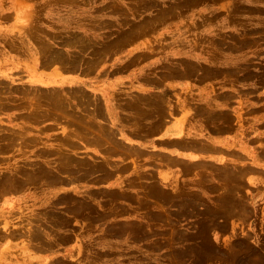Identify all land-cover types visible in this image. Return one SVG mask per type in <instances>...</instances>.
I'll use <instances>...</instances> for the list:
<instances>
[{"label": "rangeland", "instance_id": "obj_1", "mask_svg": "<svg viewBox=\"0 0 264 264\" xmlns=\"http://www.w3.org/2000/svg\"><path fill=\"white\" fill-rule=\"evenodd\" d=\"M0 97V264H264V0H0Z\"/></svg>", "mask_w": 264, "mask_h": 264}, {"label": "bare ground", "instance_id": "obj_2", "mask_svg": "<svg viewBox=\"0 0 264 264\" xmlns=\"http://www.w3.org/2000/svg\"><path fill=\"white\" fill-rule=\"evenodd\" d=\"M85 36H86V35H85ZM81 37H82V36H81ZM81 37H79V40H80ZM85 38H86V37H85ZM69 40H72V39L70 38ZM82 40H83V37H82ZM84 40H85V39H84ZM77 41H78V39H76L75 42H77ZM67 42H68V41H67ZM90 43H91V42H90ZM72 44H73V43H72ZM72 44H71V45H72ZM74 44H75V43H74ZM45 45H47V44H45ZM50 45H51V44H50ZM50 45H48V46H50ZM54 47H55V46H54ZM80 48H81V47H80ZM55 49H56V48H54V51H55ZM46 50H47V49H46ZM48 50H49V49H48ZM70 50H71V49H70ZM72 50H73V49H72ZM74 50H75V49H74ZM51 51H53V48H52ZM47 52H49V51H47ZM56 54H59L58 57L63 56L61 53H56ZM74 54H75V53H74ZM45 57H46V56H45ZM55 57H56V56H55ZM58 57H57V58H58ZM70 59H71V58H70ZM49 60H50V59H49ZM52 61H53V60H52ZM69 62H70V61H69ZM69 62H68V63H69ZM42 63H43V62H42ZM42 63H41V64H42ZM44 63H45V62H44ZM47 64H48V63H47ZM70 64H71V62L69 63V65H70ZM42 65H43V64H42ZM60 65H61V64H60ZM82 65H83V64H82ZM86 66H88V65H86ZM83 67H84V66H83ZM75 69H76V68H75ZM89 69L91 70V68H89ZM83 70H84V69H83ZM87 70H88V69H87ZM161 71H162V70H161ZM160 75H161V74H160ZM164 76H165V75H164ZM180 76H181V75H180ZM149 77H150V76H149ZM173 77H174V76H173ZM178 77H179V76H178ZM154 78H155V77H154ZM159 79H160V78H159ZM163 79H164V78H163ZM160 80H161V79H160ZM38 86H39V85H38ZM6 87H7V86H6ZM71 87H72V86H71ZM51 89H52V88H51ZM2 90H3V89H2ZM8 90H9V88H8ZM45 91H46V90H45ZM13 92H14V91H13ZM33 92H34V91H33ZM67 92H68V91H67ZM164 92H165V90H164ZM145 93H146V92H145ZM167 93H168V92H167ZM169 93H170V92H169ZM36 94H37V93H36ZM45 94H46V93H45ZM119 94H120V93H119ZM143 94H144V93H143ZM165 94H166V93H165ZM138 95H139V94H138ZM144 95H146V94H144ZM158 95H159V93H158ZM162 95H163V94H162ZM162 95H160V96H162ZM29 96H30V95H29ZM132 96L135 97V95H133V94H132ZM154 96H155V95H154ZM156 96H157V93H156ZM217 96H218V95H217ZM3 97H4V96H3ZM3 97H2V98H3ZM35 97H36V96H35ZM219 97H220V96H219ZM0 98H1V97H0ZM5 98H6V97H4V99H5ZM7 98H8V97H7ZM24 98H25V97H24ZM27 98H28V97H27ZM63 98H64V96H63ZM63 98L61 99L58 95L50 97V100H52V101H50V102L53 103L52 105H54V106H52V105H51V106L54 107V109H57V110H58L59 106H61V107L63 106V108L66 107V108L68 109L69 106H68V105L66 106V101L63 100ZM128 98H129V97H128ZM135 98H136V97H135ZM217 98H218V97H217ZM60 99H61V100H60ZM72 99H73V98H72ZM81 99H83V97H82ZM130 99H131V98H130ZM163 99H164V96H163ZM166 99H167V98H166ZM166 99H165V101H166ZM223 99H224V98H223ZM8 100H10V99H8ZM15 100H17V99H15ZM19 100H20V99H19ZM28 100H30V98H29ZM90 100H91V99H90ZM90 100H89V101H90ZM120 100H121V99H120ZM122 100H123V99H122ZM125 100H126V97H125ZM151 100H152V103H151V102H150V103H151V105H152V108H155V107L158 108V105H159V103H160V101H161L162 99H160V98L157 97V98H151ZM131 101H132V99H131ZM165 101H164V102H165ZM90 102H91V101H90ZM126 102H127V101H126ZM126 102H125V104L130 105V108H131V107H132L131 104H128V103H126ZM132 102H133V101H132ZM164 102H163V103H164ZM26 103H27V102H26ZM42 103H43V102H42ZM46 103H47V102H45V104H46ZM48 103H49V102H48ZM85 103H86V102H85ZM85 103H84V104H85ZM129 103H131V102H129ZM165 103H166V102H165ZM174 103H175V102H174ZM17 104H18V103H17ZM20 104H21V102L19 103V105H20ZM31 104H32V101H31ZM43 104H44V103H43ZM125 104H124V106H125ZM28 105H29V104H28ZM34 105H35V104H33V107H34ZM116 105H118V104H116ZM132 105H133V104H132ZM162 105H165V107H166V104H162ZM209 105H210V104H209ZM29 106H30V105H29ZM44 106H45V105H44ZM47 106H48V105H47ZM49 106H50V105H49ZM56 106H57V108H56ZM71 106H72V105H71ZM118 106H119V105H118ZM137 106H138V105L136 104V107H137ZM141 106H142V105H141ZM141 106H139V108H140ZM146 106H147V108H146V110H147L148 107H150V106H148V105H146ZM175 106H176V105H175ZM204 106H206V105H204ZM31 107H32V105H31ZM39 107H40V106H39ZM61 107H60V108H61ZM75 107H76V105H75ZM80 107H81V106H80ZM136 107H135V108H136ZM143 107H144V106H143ZM162 107H163V106H162ZM165 107H163V108H165ZM207 107H208V106H207ZM35 108H36V105H35ZM40 108H41V107H40ZM95 108H96V107H95ZM126 108H128V107L126 106ZM135 108H134V109H135ZM139 108H138V109H139ZM150 108H151V107H150ZM159 108H160V107H159ZM174 108H175V107H174ZM208 108H209V107H208ZM0 109H1V108H0ZM25 109H26V108H25ZM54 109H52V110H54ZM93 109H94V108H93ZM97 109H98V108H97ZM104 109H105V107H104ZM122 109H124V108H122ZM140 109H141V108H140ZM165 109H167V108H165ZM169 109H170V108H169ZM210 109H211V108H210ZM212 109H213V108H212ZM222 109H223V108H222ZM27 110H28V109H27ZM57 110H56V111H57ZM91 110H92V109H90V111H91ZM152 110H153V109H152ZM154 110H155V109H154ZM170 110H171V109H170ZM220 110H221V109H220ZM38 111L40 112V109H39ZM103 111H104V110H103ZM126 111H127V110H126ZM141 111H142V113L144 112V110H141ZM222 111H223V110H222ZM41 112H42V111H41ZM57 112H58V111H57ZM88 112H89V110H88ZM100 112L102 113V111H100ZM130 112H131V111H130ZM219 112H220V111H219ZM219 112L217 113V116H218V114H220ZM21 113H22V112H21ZM23 113H25V112H23ZM23 113H22V114H23ZM26 113H27V112H26ZM26 113H25V114H26ZM54 113H55V111H54ZM58 113H59V112H58ZM60 113H62V112H60ZM89 113H90V112H89ZM101 113H99V115H97V116H101V115H100ZM103 113H104V112H103ZM103 113H102V114H103ZM133 113H134V111H133ZM142 113H141V115H142ZM41 114H42V113H41ZM91 114H92V113H91ZM134 114H135V113H134ZM138 114H140V113H138ZM26 115H27V114H26ZM29 115H30V114H29ZM44 115H45V114H44ZM61 115H62V114H61ZM93 115H94V114H93ZM169 115H170V114H169ZM196 115H197V114H196ZM199 115L201 116V114H199ZM31 116H32V115H31ZM37 116H38V115H37ZM48 116H49V115H48ZM65 116H66V114H65ZM65 116L62 115L63 119H64V118H67V117H65ZM72 116H73V114H72ZM94 116H95V115H94ZM102 116H104V114H103ZM130 116H131V115H130ZM132 116H133V115H132ZM153 116H154V113H152V112L150 111V112H146V113L144 112V116H142V117H145L146 119H149V118L152 119ZM83 117H84V115H83ZM169 117H170V116H169ZM213 117H214V114H213ZM32 118H33V116H32ZM41 118H42V117H41ZM60 118H61V117H60ZM71 118H72V117H71ZM107 118H108V117H107ZM29 119H30V117L28 118V120H29ZM51 119H52V118H51ZM63 119H62V120H63ZM83 119H84V118H83ZM83 119H82V120H83ZM204 119H205V118H204ZM210 119H211V118H210ZM54 120H55V118H54ZM108 120H109V119H108ZM154 120H155V119H154ZM212 120H213V119H212ZM34 121H36L35 118H34ZM39 121H40V120H39ZM39 121H38V122H39ZM44 121H45V120H44ZM106 121H107V120H106ZM222 121H223V120H222ZM78 122H80V121H78ZM99 122H100V121H99ZM163 122H164V121H163ZM212 122H213V121H212ZM60 123H61V121H60ZM60 123H58V124H60ZM49 124H50V123H49ZM52 124H53V123H52ZM63 124H64V123H63ZM96 124L100 126V127H98V129H100L99 131H100L101 133L104 132V134L102 133V135H101V133H100V135H99V136H96V137H98V140L100 139V141L103 140V142H104V144H105V147H107L108 149H110L109 151L113 150V152L116 153V152H115V149H117V148L119 149L120 147H121L120 150H124V149H122V148H123V147H122V144H121V146L119 145L118 140L115 139V135L113 134L114 131L117 132L118 130H114V131H112L111 128L108 127L107 123H104V122H102V123H101V122H100V123H97V122H96ZM139 124H140V123H139ZM64 125H65V124H64ZM76 125H78V124H76ZM146 125H147V124H146ZM80 126H81V124H80ZM86 126H87V124H86ZM88 126H89V125H88ZM151 126L153 127V125H151ZM162 126H163V125H162ZM162 126H161V127H162ZM206 126H208V125L206 124ZM0 127H1V126H0ZM74 127H75V126H74ZM74 127H73V128H74ZM149 127H150V126H149ZM155 127H156V126H155ZM211 127H212V126H211ZM3 128H4V127H3ZM73 128H72V129H73ZM89 128H93V126L90 125ZM96 128H97V127H96ZM223 128L226 129L227 127H223ZM113 129H114V128H113ZM152 129H153V128H152ZM64 130H65V129H64ZM66 131H67V129H66ZM68 131H70V130H68ZM226 131H227V130H226ZM76 132H77V131H76ZM130 132H132V131H129V133H130ZM216 132H217V131H216ZM218 132H219V130H218ZM64 133H67V132H64ZM69 133H70V132H69ZM134 133H135V132H134ZM136 133H137V132H136ZM136 133H135V134H136ZM214 133H215V132H214ZM67 134H68V133H67ZM117 134H119V133H117ZM135 134H134V136L137 135V134H136V135H135ZM138 134H139V133H138ZM141 134H142V133H141ZM65 135H66V134H65ZM80 135H81V134H80ZM82 135H83V134H82ZM143 135H144V134H143ZM143 135H140V136L142 137ZM7 136H8V135H7ZM61 136H62V135H61ZM74 136H75V135H74ZM10 137H11V136H10ZM64 137H65V136L61 137L60 139H63ZM76 137H77V136H76ZM80 137H81V136H80ZM137 137H138V135H137ZM28 138H29V137H28ZM30 138H31V137H30ZM32 138H33V137H32ZM36 138H37V137H36ZM70 138H71V137H70ZM91 138H95V136H92ZM186 138H187V137H186ZM9 139L11 140V139H13V138H9ZM14 139H15V137H14ZM19 139H20V138H19ZM154 139H155V138H154ZM163 139H164V138H163ZM31 140H32V139H31ZM37 140H38V139H37ZM37 140H36V141H37ZM161 140H162V139H161ZM161 140H158V141L160 142ZM14 141H16V140H14ZM22 141H25V140H22ZM33 141H34V140H33ZM61 141H62V140H61ZM67 141H68V140H67ZM70 141H71V140H70ZM72 141H73V140H72ZM72 141H71V142H72ZM155 141H156V139H155ZM175 141H176V140H175ZM178 141H179V140H178ZM74 142H76V141H73L72 143H74ZM77 142H78V141H77ZM192 142H193V140L189 139V140L187 141L186 144L189 145V146L191 147L192 145H190V143H192ZM195 142H196V140H194V142H193L194 145H196ZM208 142H209V141H208ZM27 143H28V142H27ZM35 143H36V142H35ZM59 143H60V141H59ZM72 143H70V144H72ZM96 143H97V142H96ZM121 143H122V142H121ZM134 143H135V142H134ZM176 143H177V141H176ZM204 143H205V142H204ZM4 145H5V144H4ZM6 145H7V144H6ZM8 145H9V144H8ZM15 145H16V144H15ZM29 145L31 146V144H29ZM33 145H34V144H33ZM59 145H60V144H59ZM81 145H82V144H81ZM164 145H165V144H164ZM175 145H176V144H175ZM181 145H182V144H181ZM181 145H180V146H181ZM201 145H202V146H199L200 148H202V147L205 148V147L207 146V144L205 145V147L203 146V144H201ZM67 146H68V145H67ZM123 146H124V145H123ZM127 146H128V145H127ZM127 146H126V147H127ZM130 146H131V145H130ZM132 146H133V145H132ZM167 146H168V145H167ZM177 146H178V145H177ZM196 146H197V145H196ZM10 147H12V146H10ZM13 147H14V146H13ZM50 147H51V146H50ZM83 147H84V146H83ZM109 147H110V148H109ZM115 147H117V148H115ZM124 147H125V146H124ZM139 147H140V146H139ZM169 147H171V146H169ZM178 147H179V146H178ZM199 147H198V148H199ZM217 147H218V146H217ZM5 148H6V147H5ZM41 148H42V147H41ZM52 148H53V147H52ZM52 148H51V149H52ZM60 148H61V146H60ZM75 148H76V147H75ZM142 148H143V147H142ZM196 148H197V147H196ZM206 148H207V147H206ZM46 149H47V148H46ZM63 149H64V148H63ZM67 149H68V148H67ZM78 149H80V148H78ZM133 149L135 150V148H133ZM184 149H185V148H184ZM65 150H66V149H65ZM185 150H186V149H185ZM187 150H188V149H187ZM214 150H215V149H214ZM43 151H44V150H43ZM67 151H68V150H67ZM105 151H107V150H105ZM207 151H208V150H207ZM54 152H55V151H54ZM77 152H78V151H77ZM80 152H81V151H80ZM107 152H108V151H107ZM107 152H105V153H107ZM111 152H112V151H111ZM111 152H110V153H111ZM122 152H123V151H122ZM135 152H138V153H139L140 151H135ZM146 152H148V151H146ZM157 152H158V151H157ZM159 152H161V151H159ZM195 152H196V151H195ZM55 153H56V152H55ZM57 153H58V152H57ZM84 153H85V152H84ZM119 153H120V152H119ZM152 153H153V152H152ZM154 153H155V151H154ZM180 153H181V152H180ZM214 153H215V152H214ZM216 153H217V152H216ZM218 153H219V152H218ZM39 154H41V153H39ZM82 154H83V152H82ZM111 154H112V153H111ZM144 154H146V153H144ZM53 155H54V154H53ZM98 155H99V154H98ZM112 155H113V154H112ZM137 155H139V154H136V157H138ZM160 155H162V154H160ZM171 155H172V154H171ZM228 155H229V154H228ZM58 156H60V153H59ZM92 156H93V155H92ZM152 156H153V155H152ZM76 157H77V159H78V156H76ZM136 157H135V158H136ZM177 157H178V156H177ZM239 157H240V156H239ZM86 158H87V157H86ZM100 158H101V157H100ZM75 159H76V158H75ZM87 159H88V158H87ZM183 159H184V158H183ZM51 160H53V159H51ZM60 160H61V158H60ZM81 160H84V159H81ZM90 160H91V159H90ZM78 161H80V160H78ZM84 161H86V160H84ZM87 161H88V160H87ZM96 161H98V160H96ZM148 161H149V160H148ZM148 161H145V162H148ZM150 161H151V160H150ZM177 161H178V160H177ZM199 161H201V160H199ZM205 161H206V160H205ZM52 162H53V161H52ZM61 162H62V161H61ZM80 162H81V161H80ZM168 162H170V161H168ZM171 162H173V161H171ZM171 162H170V163H171ZM175 162H176V161H175ZM197 162H198V161H197ZM197 162H196V163H197ZM72 163H73V162H72ZM84 163H85V162H84ZM134 163H135V162H134ZM61 164H62V163H61ZM85 164H87V166L83 167V170H82V171L85 172V173L89 171L88 169H94V168H95V167L91 166L92 163H90V162H87V163H85ZM123 164H124V163H123ZM123 164H121V166H123ZM126 164H127V163H126ZM206 164H207V163H206ZM222 164H224V163H222ZM222 164H221V165H222ZM42 165H43V164H42ZM63 165H64V163H63ZM63 165H61V166H63ZM68 165H69V164H68ZM124 165H125V164H124ZM217 165H218V164H217ZM217 165H216V167H217ZM227 165H228V164H227ZM18 166H19V165H18ZM61 166H60V167H61ZM77 166H78V165H77ZM95 166H97V165H95ZM121 166H120V168H121ZM135 166H136V165H135ZM205 166H206V165H205ZM219 166H220V165H219ZM219 166H218V167H219ZM223 166H224V165H223ZM79 167H80V166H79ZM79 167H78V168H79ZM206 167H207V166H206ZM218 167L215 168V166H214V169L216 170V169H218ZM227 167H228V166H227ZM227 167H226V168H227ZM28 168H29V167H28ZM39 168H40V167H39ZM39 168H38V169H39ZM80 168H81V167H80ZM181 168H182V167H181ZM219 168H220V167H219ZM228 168H229V167H228ZM228 168H227V169H228ZM14 169H15V168H14ZM20 169L22 170L23 168L21 167ZM25 169H26V167H25ZM40 169L42 170V171L39 172L40 174H48V175H52V177L54 176L53 178H55V179L58 178V175H59V172H58V171L52 170V168H50V167H41ZM67 169H68V167H67V168L65 167V170H67ZM73 169H74V170H73ZM73 169L71 168V170H73V171H77V169H76V170H75V168H73ZM81 169H82V168H81ZM97 169H98V168H97ZM104 169H105V168H104ZM116 169H117V168H116ZM116 169H112V170L115 171ZM182 169H183V168H182ZM182 169H181V170H182ZM211 169H212V168H211ZM23 170H24V169H23ZM105 170H106V169H105ZM109 170H111V169H109ZM117 170H118V169H117ZM117 170H116V171H117ZM189 170H190V169H188L187 171H189ZM225 170H226V169H225ZM35 171H36V170H35ZM37 171H38V170H37ZM78 171H79V170H78ZM91 171H92V170H91ZM91 171H90V172H91ZM99 171H100V170H99ZM165 171H166V170H165ZM251 171H252V170H251ZM18 172H19V171H18ZM31 172H32V170H31ZM60 172H61V170H60ZM65 172H66V171H65ZM90 172H89V173H90ZM139 172H140V171H139ZM246 172H247V171H246ZM33 173H34V172H33ZM33 173H32V174H33ZM39 173H38V174H39ZM61 173H62V172H61ZM66 173H67V172H66ZM89 173H88V175H89ZM106 173H107V172H106ZM106 173H105V174H106ZM111 173H112V171H111ZM184 173H186V171H185ZM189 173H191V172H189ZM202 173H203V172H202ZM82 174H83V173H82ZM82 174H81V175H82ZM152 174H153V172H152ZM220 174H221V172H220ZM233 174H234V173H233ZM241 174H242V173H241ZM35 175H37V174H35ZM60 175H61V174H60ZM60 175H59V176H60ZM72 175H73V174H72ZM79 175H80V174H79ZM79 175H78V176H79ZM96 175H97V174H96ZM143 175H144V174H143ZM146 175H147V174H146ZM146 175H145V176H146ZM204 175H205V174H204ZM12 176H13V175H12ZM25 176H26V174H25ZM41 176H42V175H41ZM62 176H63V175H61V177H62ZM86 176H87V175H86ZM94 176H95V175H94ZM107 176H109V175H107ZM107 176H106V177H107ZM199 176H200V175H199ZM240 176H241V175H240ZM243 176H244V175H243ZM14 177H15V176H14ZM20 177H21V176L18 175L17 178H12L10 175L5 174L4 176H3V175L0 176V182L3 181V180H5L3 183H6V182H7V184L10 183V184H9V187H10V188H14V187L19 188L20 186L22 187V180H21L22 178H20ZM27 177H29V176L27 175ZM66 177H67V176H66ZM68 177H69V178L72 177L71 179H74V178H75V176H74V177H73V176H71V177L68 176ZM87 177H88V176H87ZM87 177H86V178H87ZM146 177H148V176H146ZM202 177H203V176H202ZM39 178H40V177H39ZM64 178H65V177H64ZM76 178H77V175H76ZM93 178H94V177H93ZM95 178H96V177H95ZM166 178H167V177H166ZM209 178H210V177H209ZM209 178H208V179H209ZM215 178H216V177H215ZM225 178H226V177H225ZM225 178H224V179H225ZM23 179H24V178H23ZM25 179H26V178H25ZM58 179H59V178H58ZM65 179H66V178H65ZM201 179H202V178H201ZM210 179H211V178H210ZM222 179H223V178H222ZM47 180H48V179H47ZM49 180H50V179H49ZM49 180H48V181H49ZM51 180H53V179H51ZM63 180H64V179H63ZM96 180H97V179H96ZM202 180H203V179H202ZM202 180H201V181H202ZM206 180H207V178H206ZM211 180H212V179H211ZM211 180H209V181H211ZM30 181H31V180H30ZM48 181H47V182H48ZM61 181H62V180H61ZM65 181H66V180H65ZM65 181H62V182H65ZM72 181H73V180H72ZM74 181H75V180H74ZM155 181H156V180H155ZM34 182H35V181H34ZM34 182H31V183L33 184ZM43 182H44V181H43ZM47 182H46V183H47ZM52 182H54V181H52ZM57 182H58V181H57ZM67 182H69V181H67ZM67 182H66V183H67ZM235 182H237V181H235ZM29 183H30V182H29ZM44 183H45V182H44ZM44 183H43V184H44ZM50 183H51V181L49 182V184H50ZM180 183H181V182H180ZM202 183H203V182H202ZM214 183H215V182H214ZM51 184H52V183H51ZM54 184L56 185L57 183L54 182ZM64 184H65V183H64ZM160 184H161V183H160ZM178 184H179V183H178ZM204 184L206 185V183H204ZM216 184H217V183H216ZM221 184H223V183H221ZM221 184H219V185H221ZM236 184H237V183H236ZM3 185H4V184H3ZM10 185H11V186H10ZM25 185H26V184H25ZM148 185H149V184H148ZM232 185H233V184H232ZM234 185H235V184H234ZM4 186H5V185H4ZM7 186H8V185H7ZM161 186H162V185H161ZM229 186H230V185H229ZM236 186H237V185H236ZM241 186H242V185H241ZM241 186H240V187H241ZM9 187H8V188H9ZM153 187H154V185H153ZM155 187H156V186H155ZM155 187H154V188H155ZM158 187H159V186H158ZM163 187H164V186H163ZM176 187H177V185H176ZM202 187H203V186H202ZM206 187H207V186H206ZM209 187H210V185H209ZM211 187H212V186H211ZM213 187H214V188H213V190H214V189L216 188V187H215V184H214ZM230 187H232V186H230ZM204 188H205V187H204ZM236 188H237V187H236ZM23 189H24V188H23ZM26 189H27V188H26ZM158 189H159V188H158ZM164 189H165V188H164ZM179 189H182V188H180V186H179ZM211 189H212V188H210L209 190H211ZM219 189H220V191L222 190L221 188H219ZM240 189H241V188H240ZM10 190H12V189H10ZM213 190H212V191H213ZM228 190H229V188H228ZM232 190H233V189H232ZM232 190H231V191H232ZM234 190H235V189H234ZM242 190H243V189H242ZM161 191H162V190H161ZM161 191H160V192H161ZM177 191H179V190H177ZM180 191H181V190H180ZM220 191H219V192H220ZM224 191H225V190H224ZM224 191H223V192H224ZM162 192H163V191H162ZM232 192H233V191H232ZM172 193H173V192H172ZM226 193L228 194V192H226V191H225V193H223V194H226ZM108 194H111V193H108ZM174 194H175V193H174ZM233 194H234V193H233ZM95 195H96V194H95ZM111 195H113V194H111ZM114 195H115V194H114ZM181 195H185V194H181ZM189 195H190V194H189ZM193 195L196 196L195 194H193ZM219 195H221V194H219ZM230 195H231V194H230ZM234 195H235V194H234ZM167 196H168V195H167ZM170 196H171V195H170ZM190 196H191V195H190ZM214 196H215V195H214ZM228 196H229V195H228ZM62 197H63V196H62ZM160 197H162V196H160ZM210 197H212V196H210ZM223 197H224V198H223ZM223 197H222L223 199H227L226 201H227L228 203H229V201H231L230 199H228L227 196L224 195ZM225 197H226V198H225ZM162 198H163V197H162ZM169 198H170V197H169ZM192 198H193V197H192ZM192 198H191V200H192ZM214 198H215V197H214ZM229 198H230V196H229ZM232 198H233V197H232ZM61 199H62V198H61ZM106 199H107V198H106ZM109 199H110V198H109ZM166 199H167V198H166ZM172 199H174V198H172ZM187 199H188V198H187ZM187 199H184V200H187ZM189 199H190V198H189ZM194 199H195V198H194ZM219 199H221V197H220ZM219 199H218V200H219ZM58 200H59V199H58ZM65 200H66V199H65ZM146 200H147V199H146ZM167 200H168V199H167ZM176 200H177V199H176ZM176 200H175V201H176ZM202 200H203V199H202ZM239 200H240V199H239ZM239 200H238V201H239ZM158 201H159V200H158ZM163 201H164V200H163ZM175 201H172V202H175ZM177 201H178V200H177ZM196 201H198V200H196ZM55 202H56V201H55ZM60 202H61V201H60ZM67 202H68V201H67ZM69 202H70V201H69ZM187 202H188V204H189V201H187ZM191 202H192V201H191ZM199 202L201 203L200 200H199ZM204 202H205V200H204ZM207 202H208V201H207ZM217 202H218V201H217ZM220 202H221V200H220ZM239 202H241V201H239ZM244 202H245V200H244ZM53 203H54V202H53ZM175 203H176V202H175ZM179 203L181 204L182 201H181V202L179 201ZM202 203H203V201H202ZM246 203H247V201H246ZM68 204H69V203H68ZM177 204H178V203H177ZM184 204H185V203H184ZM196 204H197V203H196ZM222 204H223V202H222ZM197 205H198V204H197ZM197 205H195V206L197 207ZM218 205H219V204H218ZM176 206H177V205H176ZM180 206H183V205H180ZM184 206H185V205H184ZM221 206H222V205H221ZM225 206H228V207H229V205H226V204H225ZM240 206H241V205H240ZM158 207H159V206H158ZM196 207H195V208H196ZM233 207H234V206H233ZM242 207H243V206H242ZM66 208L69 209V210H70L71 208H73V209H75V210L79 209V208L74 204V201H72L71 204H69V206H67ZM177 208H178V207H177ZM197 208H200V207L198 206ZM204 208H206V209H210V208H211V205H207V206L204 207ZM229 208H230V207H229ZM229 208H228V209H229ZM54 209H55V208H54ZM54 209H52V210L49 209V212H52V214H53V213H57V214H58L59 211H58V212H53ZM67 209H66V210H67ZM200 209H201V208H200ZM235 209H237V208H235ZM46 210H47V209H46ZM46 210H45V211H46ZM69 210H68V211H69ZM175 210H176V209H175ZM180 210H181V209H180ZM186 210H187V208H186ZM186 210H185V212H186ZM189 210H191V209H189ZM217 210H218V209H217ZM237 210H238V209H237ZM47 211H48V210H47ZM47 211H46L44 214H47ZM170 211H171V210H170ZM183 211H184V210H183ZM195 211H197V210H195ZM209 211L211 212L212 210H209ZM220 211H221V209H220ZM225 211H226V210H224L223 212H225ZM233 211H234V209H233ZM64 212H65V211H64ZM221 212H222V211H221ZM223 212H222V214H223ZM75 213H76V212H75ZM156 213H157V212H156ZM206 213H207V212H206ZM216 213H217V212H216ZM191 214H192V213H191ZM199 214H201V213H199ZM207 214H208V213H207ZM226 214H227V212H226ZM239 214H240V213H239ZM65 215H66V214H65ZM153 215H155V214H153ZM156 215H157V214H156ZM156 215H155L154 217H157V216H158V215H157V216H156ZM160 215H161V214H160ZM195 215H196V213H195ZM218 215H219V214H218ZM218 215H217V217H218ZM223 215H225V214H223ZM51 216H52V215H51ZM51 216H50V218H51ZM62 216H63V215H62ZM62 216H61V214H60V216H57V217L55 216V218L58 219V220H57L58 222L56 221L58 225L64 223L63 221H65V220L67 219V218H64V217H62ZM149 216H150V215H149ZM161 216H162V215H161ZM201 216H202V214H201ZM210 216H211V215H210ZM214 216H215V215H214ZM214 216L212 215V218H213ZM225 216H226V215H225ZM225 216H224V217H225ZM237 216H238V215H237ZM53 217H54V216H53ZM206 217H207V216H206ZM230 217H231V216H230ZM230 217H229V218H230ZM234 217H235V216H234ZM38 218H39V217H38ZM38 218H37V220H38ZM166 218H167V217H166ZM184 218H186V216H185ZM203 218H205V216H203ZM203 218H202V219H203ZM210 218H211V217H210ZM238 218H239V216H238ZM52 219H53V218H52ZM64 219H65V220H64ZM167 219H168V218H167ZM169 219H170V217H169ZM169 219H168L167 221H169ZM173 219H174V218H173ZM177 219H178V218H177ZM200 219H201V218H200ZM208 219H209V218H208ZM208 219H207V220H208ZM218 219H219V218H218ZM223 219H225V218H223ZM50 220H51V219H50ZM55 220H56V219H55ZM196 220H197V222H198V219H195V221H196ZM180 221H182V220H180ZM193 221H194V220H193ZM201 221H202V220H201ZM213 221H215V220L213 219ZM217 221H218V220H217V218H216V222H217ZM31 222H32V221H31ZM38 222H39L40 224H42L44 221H43L41 218H39ZM56 222H55V224H56ZM66 222H67V221H66ZM169 222L171 223V221H169ZM169 222H168V223H169ZM172 222H173V221H172ZM207 222H208V221H207ZM211 222H212V220H211ZM220 222H221V221H220ZM220 222H219V223H220ZM185 223H186V222H185ZM185 223H184V224H185ZM193 223H194V222H193ZM203 223L205 224L206 222L204 221ZM208 223H209V222H208ZM213 223H214V222H213ZM219 223H218V224H219ZM57 224H56V225H57ZM164 224H165V223H164ZM171 224H172V223H171ZM171 224H170V225H171ZM174 224H175V223H174ZM196 224H197V223H196ZM201 224H202V223H201ZM204 224H203V226H204ZM215 224H216V223H215ZM32 225H33V224H32ZM47 225L49 226L50 224L47 223ZM56 225H55V226H56ZM65 225H66V224H65ZM65 225H63V226H65ZM219 225H220V224H219ZM219 225H218V226H219ZM42 226H43V225H42ZM48 226H47V227H48ZM63 226H62V227H63ZM174 226H175V225H174ZM190 226H192V225H190ZM205 226H206V225H205ZM221 227H222V226H221ZM167 228H168V227H167ZM173 228H174V227H173ZM197 228H198V227H197ZM201 228L203 229V227H201ZM40 229H41V228H40ZM40 229H39V225H37V227L34 226V229L31 230V233H30V234H32L33 236H38V234H39V232H40ZM50 229L53 230V228H50ZM170 229H171V227H170ZM170 229H169V230H170ZM180 229H182V228H180ZM206 229H207V228H206ZM206 229H205V230H206ZM220 229H221V228H220ZM17 230H18V229H17ZM34 230H35V231H34ZM45 230H46V228H45ZM47 230H48V229H47ZM163 230H164V229H163ZM175 230H176V229H175ZM182 230H184V229H182ZM208 230H210V229H208ZM208 230H207V232H208ZM14 231H15V229L12 230L13 233H14ZM63 231H64V230H63ZM150 231H151V230H150ZM166 231H167V229H166ZM170 231H171V230H170ZM179 231H180V230H179ZM200 231H201V230H200ZM29 232H30V231H29ZM48 232H49V231H48ZM185 232H186V231H185ZM187 232H189V231L187 230ZM195 232H196V231H195ZM20 233H21V232H20ZM40 233H41V232H40ZM172 233H173V231H172ZM172 233H170V234H172ZM174 233H175V231H174ZM190 233H191V231H190ZM205 233H206V232H205ZM208 233H209V232H208ZM14 234H15V233H14ZM18 234H19V233H18ZM200 234H201V232H200ZM47 235H49V234H47ZM67 235H68V234H67ZM181 235H183V233L180 234V236H181ZM207 235H208V234H207ZM185 236H186V235H185ZM50 237H52V236H50ZM169 238H170V237H169ZM179 238H180V237H179ZM208 238H209V237H208ZM208 238H207V239H208ZM172 239H173V238H172ZM177 239H178V238H177ZM181 239H182V238H181ZM184 239H185V238H184ZM61 240H62V239H61ZM204 240H205V239H204ZM209 240H210V239H209ZM49 241H50V240H49ZM49 241H48V242H49ZM62 241H63V240H62ZM171 241H173V240H171ZM179 241H180V240H179ZM48 242H47V243H48ZM50 242H51V241H50ZM174 242H175V241H174ZM206 242H207V240H206ZM45 243H46V241H45ZM168 243H169V242H168ZM170 243H171V242H170ZM192 243H193V242H192ZM198 243H199V241H198ZM200 243H201V242H200ZM204 243H205V242H204ZM52 244H53V242H52ZM52 244L50 243L49 245H52ZM56 244H57V243H56ZM235 244H236V243H235ZM57 245H58V244H57ZM185 245H186V244H185ZM201 245H202V244H201ZM201 245H200V246H201ZM203 245H205V244H203ZM207 245H208V243H207ZM207 245H205V247H206ZM210 245H211V243H210ZM210 245H209V246H210ZM242 245H243V244H242ZM176 246H177V245H176ZM176 246H175V247H176ZM195 246H196V245H195ZM209 246H208V247H209ZM214 246H216L215 243H214ZM214 246H213V247H214ZM202 247H203V246H202ZM216 247H217V246H216ZM216 247H215V248H216ZM236 247H237V245H236ZM173 248H174V247H173ZM194 248H195V247H193V250H194ZM220 248H221V247H220ZM182 249H183V248H182ZM185 249H186V247H185ZM199 249H201V247H199ZM212 249H213V248H212ZM189 250H190V248H189ZM195 250H197V248H196ZM204 250H205V249H204ZM204 250H203V251H204ZM217 250H218V248H217ZM233 250H234V249H233ZM166 251H167V250H166ZM174 251H175V250H174ZM180 251H181V250H180ZM203 251H202V252H203ZM249 251H251V250H249ZM176 252H177V251H175V253H176ZM198 252H199V251H198ZM202 252H201V253H202ZM206 252H207V251H206ZM219 252H220V250H219ZM229 252H230V251H229ZM177 253H180V252H177ZM194 253H195V252H194ZM217 253H218V252H216V254H217ZM234 253H235V252H234ZM237 253H238V252H237ZM255 253H256V252H255ZM170 254H172L171 251H170ZM186 254H187V253H186ZM188 254H189V253H188ZM188 254H187V255H188ZM227 254H231V253H227ZM245 254H246V253H245ZM252 254H253V252H252ZM172 255H173V254H172ZM175 255H177V254H174V256H175ZM184 255H185V254H184ZM184 255H183V256H184ZM190 255H191V253H190ZM192 255H193V254H192ZM201 255H202V254H201ZM246 255H247V254H246ZM249 255H251V254H249ZM249 255H248V256H249ZM183 256H182V257H183ZM216 256H217V257H218V256L220 257L219 253H218V255H216ZM222 256H224V255H222ZM222 256H221V257H222ZM239 256H240V255H239ZM242 256H243V255H242ZM263 256H264V255H263ZM188 257H189V256H188ZM219 257H218V258H219ZM221 257H220V258H221ZM225 257H226V256H225ZM227 257H228V256H227ZM261 257H262V256H261ZM175 258H176V256H175ZM242 258H244V257H242ZM180 259H181V258H180ZM191 259H192V258H191ZM240 259H241V258H240ZM244 259H245V258H244ZM251 259H252V257H251ZM178 260H179V259H178ZM181 260H182V259H181ZM237 260H238V258H237ZM242 260H243V259H242ZM255 260H256V259H255ZM257 260H258V259H257ZM223 261H224V260H223ZM226 261H227V260H226ZM244 261H245V260H244ZM182 262H183V260H182ZM192 262H193V261H192ZM194 262H196V261H194ZM198 262H202V261L199 260ZM203 262H204V260H203ZM228 262H230V261H228ZM245 262H246V261H245ZM248 262H250V261H248ZM248 262H247V263H248ZM247 263H246V264H247ZM96 264H97V263H96ZM197 264H198V263H197ZM248 264H249V263H248Z\"/></svg>", "mask_w": 264, "mask_h": 264}, {"label": "crops", "instance_id": "obj_3", "mask_svg": "<svg viewBox=\"0 0 264 264\" xmlns=\"http://www.w3.org/2000/svg\"><path fill=\"white\" fill-rule=\"evenodd\" d=\"M172 130L182 131L183 130V125L180 124L179 122L177 124H174V125H169L168 131L171 133ZM178 131H174V133H178Z\"/></svg>", "mask_w": 264, "mask_h": 264}]
</instances>
